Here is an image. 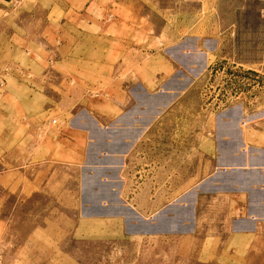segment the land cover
Returning a JSON list of instances; mask_svg holds the SVG:
<instances>
[{
	"label": "crops",
	"instance_id": "1",
	"mask_svg": "<svg viewBox=\"0 0 264 264\" xmlns=\"http://www.w3.org/2000/svg\"><path fill=\"white\" fill-rule=\"evenodd\" d=\"M7 44L28 54L19 71L35 69L42 94L70 112L55 124L58 135L85 136L83 183L132 199L146 193L136 213L147 207L154 220L171 222L178 212L174 230L208 229L206 238L236 259L264 244V110L248 100L206 126L200 109H172L188 101L208 53L264 68V0H0ZM90 69L100 71L109 98L98 111L73 109ZM67 83L66 95L59 89ZM99 191L89 184L86 193Z\"/></svg>",
	"mask_w": 264,
	"mask_h": 264
},
{
	"label": "rangeland",
	"instance_id": "2",
	"mask_svg": "<svg viewBox=\"0 0 264 264\" xmlns=\"http://www.w3.org/2000/svg\"><path fill=\"white\" fill-rule=\"evenodd\" d=\"M1 46L0 70L10 72L0 86V264H264V244L236 259L230 246L222 252L206 238L208 229L187 235L175 231L180 228L178 212L171 213L178 215L171 222L164 217L154 220L147 207L136 213L132 205L139 202L142 207L146 193L132 199L126 193H103L101 182L83 183L79 164L85 136L71 133L66 140L58 135L55 124L63 123L70 112L42 94L44 87L32 78L35 69L31 76L19 71L29 66L28 54L9 44L6 49ZM222 56L208 53L207 64L222 66L229 57L236 59ZM250 66L255 69L250 79L238 85L227 80L228 71L210 72L205 67L187 88L188 101L172 109H200L205 120L208 117L206 126L215 113L248 100L253 110H264V68ZM85 79L72 108L103 109L109 97L101 93L100 71L88 70ZM64 86V91L54 87L67 95L72 84ZM109 108L115 109L114 103ZM37 119L44 121L43 128L32 127ZM89 184L100 193H86Z\"/></svg>",
	"mask_w": 264,
	"mask_h": 264
},
{
	"label": "built area",
	"instance_id": "3",
	"mask_svg": "<svg viewBox=\"0 0 264 264\" xmlns=\"http://www.w3.org/2000/svg\"><path fill=\"white\" fill-rule=\"evenodd\" d=\"M210 68V72L214 70V72H224L225 70L228 71L227 80L232 81L231 84H244L247 79H250V73L255 70L251 67L244 66L241 62L237 61L234 57H229V59L220 65H216V63H212L210 65L207 64ZM255 72V71H254ZM8 73L7 69H3L0 71V86L3 85L6 81V75ZM222 82V81H221ZM225 82V81H223ZM54 121V120H53ZM41 128V127H38Z\"/></svg>",
	"mask_w": 264,
	"mask_h": 264
}]
</instances>
